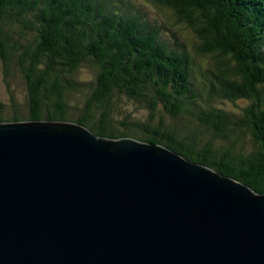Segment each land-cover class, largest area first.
Instances as JSON below:
<instances>
[{
  "label": "trees",
  "instance_id": "1",
  "mask_svg": "<svg viewBox=\"0 0 264 264\" xmlns=\"http://www.w3.org/2000/svg\"><path fill=\"white\" fill-rule=\"evenodd\" d=\"M146 2L186 22L192 53L177 37L175 46L163 42L164 22L151 23L130 0H0V62L26 85L28 119L67 121V94L81 90L84 64L92 80L75 123L99 137L162 145L264 194V0ZM122 97L144 101L147 111L140 122H122L125 131L108 112ZM239 100L248 103L237 115L210 104ZM3 108L1 123L22 120L4 118ZM242 131L252 152L238 147Z\"/></svg>",
  "mask_w": 264,
  "mask_h": 264
},
{
  "label": "water",
  "instance_id": "2",
  "mask_svg": "<svg viewBox=\"0 0 264 264\" xmlns=\"http://www.w3.org/2000/svg\"><path fill=\"white\" fill-rule=\"evenodd\" d=\"M0 264H264V194L162 145L0 122Z\"/></svg>",
  "mask_w": 264,
  "mask_h": 264
},
{
  "label": "rangeland",
  "instance_id": "3",
  "mask_svg": "<svg viewBox=\"0 0 264 264\" xmlns=\"http://www.w3.org/2000/svg\"><path fill=\"white\" fill-rule=\"evenodd\" d=\"M130 1L139 6L140 9H142L141 11L144 15L147 14V20H150L151 23H158L160 26L161 21L164 22L165 25L161 28L159 27V31L162 35L160 36V39L163 42L175 46L174 38L177 37L182 45H184L183 42L185 41L189 51L191 53L193 52L192 45L195 43L196 38L192 30L186 26L185 21H183L182 19L176 21L169 9H163V7L158 8L146 2V0ZM196 62H198V60H196ZM82 65L84 67L82 66L81 69L78 70V73L76 75V80L81 86H79L81 90L79 89L77 91H71L67 94L66 102L69 105L70 110L67 111L68 120L63 122L75 123V120L82 115L86 107V99L89 94L87 90L89 88L88 85L92 80V74L87 69V66L85 67L84 64ZM14 75V77L4 75L3 65L0 62V103L4 107L2 111V116H4V118H10L15 113H17L20 115V117H22V120H8L5 123L28 122L31 120L28 119V114L26 113V103L28 100L26 85L23 79L18 76V74ZM247 103L248 102L245 100H239L234 104L228 101L210 102L211 107H219L229 113H234L235 115L241 114V108ZM144 104V101L136 102L128 100L126 97H122L118 103H115L114 108L110 107L111 110L108 111L109 119L112 121V125L118 130L125 131L127 127H124V125H122V122L125 121L126 123H132L133 121L140 122L144 120L147 117V111L144 108ZM94 106L98 105L94 104ZM91 114H93L92 118H96L99 116L98 111H96L95 109H92ZM229 116L232 117L231 114ZM166 117L167 116L163 114L162 120H164L168 124ZM179 123L170 122L169 124L173 128H178L177 126ZM130 131L132 133H135L136 135L139 134V131H137V129L130 128ZM239 134L241 135L243 141H239L238 147L241 146V148L246 153L252 152V150H254V146L252 145L249 134L247 132L245 133L244 131L240 132ZM219 145V142H215L213 145V149H217Z\"/></svg>",
  "mask_w": 264,
  "mask_h": 264
}]
</instances>
